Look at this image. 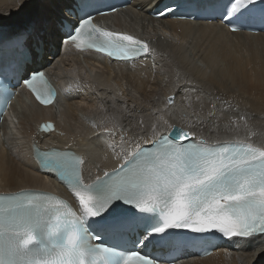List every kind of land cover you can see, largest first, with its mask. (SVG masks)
I'll return each instance as SVG.
<instances>
[{
  "label": "snow or ice",
  "instance_id": "1",
  "mask_svg": "<svg viewBox=\"0 0 264 264\" xmlns=\"http://www.w3.org/2000/svg\"><path fill=\"white\" fill-rule=\"evenodd\" d=\"M199 7L212 11L231 32L257 21L264 30V0H203ZM165 10L172 11L167 5ZM61 43L125 63L151 51L146 40L101 27L87 13L53 27L47 51L59 49ZM29 53L41 55L31 49ZM21 83L40 104L56 99V90L39 69L24 71L11 86ZM0 89L3 111L12 93L3 84ZM166 99L173 103V97ZM52 127L41 125V130ZM185 140H190V132L183 128L173 125L161 134L153 125V136L145 141L151 147L135 143L124 151L118 167L87 182L82 156L34 149L39 166L56 173L73 202L26 188L0 193V264H159L145 249L167 245L173 229L219 233L229 240L264 237V143H182ZM259 255L264 256V249Z\"/></svg>",
  "mask_w": 264,
  "mask_h": 264
},
{
  "label": "bare ground",
  "instance_id": "2",
  "mask_svg": "<svg viewBox=\"0 0 264 264\" xmlns=\"http://www.w3.org/2000/svg\"><path fill=\"white\" fill-rule=\"evenodd\" d=\"M65 1L23 0L19 7L22 0H0V24L6 26L0 42L10 41L14 31L30 27L31 22L38 25L43 13L50 19L53 7ZM155 2L134 0L118 16L99 18L109 30L146 40L151 51L144 57L123 63L91 51L59 54L47 69L57 81L60 99L55 105L40 107L25 92L16 97L10 107L12 118L0 125V193L54 187L67 196L52 178L35 169L34 149L72 148L82 153L87 182L118 167L124 151L135 143L148 145L153 125L159 133L178 125L190 132L191 139L208 143L232 137L264 143V34L153 19L144 10ZM49 35L43 33L44 41ZM189 79L200 85V91L192 90ZM232 93L238 101L230 100ZM169 95L174 101L167 105ZM236 113L244 116L238 129L232 123ZM46 119L55 122L57 133L37 131ZM249 132L254 135L249 137ZM261 249L264 237L226 240L206 257L182 256L176 264H264Z\"/></svg>",
  "mask_w": 264,
  "mask_h": 264
},
{
  "label": "rangeland",
  "instance_id": "3",
  "mask_svg": "<svg viewBox=\"0 0 264 264\" xmlns=\"http://www.w3.org/2000/svg\"><path fill=\"white\" fill-rule=\"evenodd\" d=\"M136 9L138 10L139 9V6H137L136 7ZM55 80V82H57L56 81V79H54ZM196 83V82H195ZM196 84H198V83H196ZM196 84H194L193 83V80H188V85L192 88V90L193 89H195V90H193V91H200V85L198 84L197 86H196ZM245 97H247V96H245ZM230 100H235V101H238L239 100V98H238V96L236 95V94H234V93H232L231 94V98H230ZM165 102H166V100H165ZM238 116H236V117H234V121H236L237 123H239L241 120H239L240 119V117L241 116H243V115H240L239 113H236ZM244 117V116H243ZM239 118V119H238ZM241 122H243V121H241ZM92 125H93V123H92ZM95 125H97V127H98V124H95ZM249 129H251L252 128V126L251 127H248ZM1 138H2V136H1Z\"/></svg>",
  "mask_w": 264,
  "mask_h": 264
},
{
  "label": "water",
  "instance_id": "4",
  "mask_svg": "<svg viewBox=\"0 0 264 264\" xmlns=\"http://www.w3.org/2000/svg\"><path fill=\"white\" fill-rule=\"evenodd\" d=\"M169 96L173 97V101H174V96H173V95H169ZM169 96H167V97H169ZM167 97H166V98H167ZM166 104H167V105H170V104L167 103V99H166ZM172 126H173V125H172ZM174 126H175L177 129L181 128V127L178 126V125H174ZM169 131H170V129L168 130V132H169ZM184 131H186V130H184ZM168 132H167V133H168ZM186 132H188V131H186Z\"/></svg>",
  "mask_w": 264,
  "mask_h": 264
}]
</instances>
